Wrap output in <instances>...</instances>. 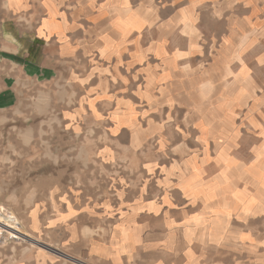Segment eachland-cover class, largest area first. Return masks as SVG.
<instances>
[{
    "label": "crops",
    "instance_id": "1",
    "mask_svg": "<svg viewBox=\"0 0 264 264\" xmlns=\"http://www.w3.org/2000/svg\"><path fill=\"white\" fill-rule=\"evenodd\" d=\"M59 83L82 85L84 108L65 119L111 134L94 142L112 179L118 137L160 143L172 121L181 170L158 188L77 187L35 204L28 228L48 241L9 264H250L246 223L264 207L207 169L242 150L247 179H264V0H0V109Z\"/></svg>",
    "mask_w": 264,
    "mask_h": 264
},
{
    "label": "rangeland",
    "instance_id": "2",
    "mask_svg": "<svg viewBox=\"0 0 264 264\" xmlns=\"http://www.w3.org/2000/svg\"><path fill=\"white\" fill-rule=\"evenodd\" d=\"M80 87L81 84L66 87L59 83L51 92L45 88L37 94L35 89L25 94L21 91L20 99L11 100L8 109H0V229L10 233L0 235V264H9L29 249L39 248L48 241L28 228L29 211L35 204H51L63 191L77 187L158 188L165 183L163 177L168 170H181L177 162L180 157L176 153L179 150L172 144L179 138L180 122L172 121L168 124L170 131H164L160 143L158 137L145 144L147 137L137 134L134 136L138 141L137 149L127 146L128 136L118 137L122 144L118 146L117 157L122 161L123 177L112 179L111 165L103 162V153L94 142L107 141L112 138L111 134L93 126L96 123L91 113L84 119H89L86 123L97 131L84 129L81 119L73 124L60 112L65 109L79 112L77 106L82 102L79 103L77 98L83 94ZM80 108L84 107L80 105ZM177 118L180 117H174ZM241 151L235 152L238 157L228 166L214 165L207 171L232 172L234 189L248 187V191L257 194L264 207V179L260 181V187L257 182L252 184L247 179L245 171H249L247 163L252 159ZM145 160L151 162L145 163ZM256 166L264 178V162ZM130 169L134 171L132 175ZM252 215L246 223L249 226L247 243L251 247L250 253H254L250 264H264V208ZM235 225L234 234H237L241 228L239 223Z\"/></svg>",
    "mask_w": 264,
    "mask_h": 264
},
{
    "label": "built area",
    "instance_id": "3",
    "mask_svg": "<svg viewBox=\"0 0 264 264\" xmlns=\"http://www.w3.org/2000/svg\"><path fill=\"white\" fill-rule=\"evenodd\" d=\"M3 233L7 234L8 232L4 231L3 229H0V235L3 234ZM8 234H10V233H8Z\"/></svg>",
    "mask_w": 264,
    "mask_h": 264
}]
</instances>
